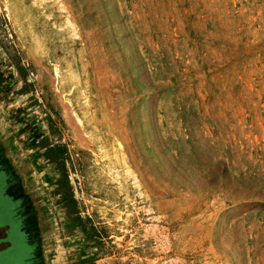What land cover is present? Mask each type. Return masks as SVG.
<instances>
[{
    "label": "rangeland",
    "instance_id": "1",
    "mask_svg": "<svg viewBox=\"0 0 264 264\" xmlns=\"http://www.w3.org/2000/svg\"><path fill=\"white\" fill-rule=\"evenodd\" d=\"M9 192L38 264H264V0H0Z\"/></svg>",
    "mask_w": 264,
    "mask_h": 264
},
{
    "label": "flooded vegetation",
    "instance_id": "2",
    "mask_svg": "<svg viewBox=\"0 0 264 264\" xmlns=\"http://www.w3.org/2000/svg\"><path fill=\"white\" fill-rule=\"evenodd\" d=\"M14 188L18 189L17 187ZM19 195V193L9 192L8 194L5 193L4 196L9 203L10 207L7 211H10V214L4 215L0 211V231H2L0 234V255L11 251L13 253L12 261L22 258L25 260L24 264H32V260H34V264H38L37 244L33 239L36 226L32 221L30 211L25 213L22 212L21 208V213H16L17 206L20 207V202L22 203V200L25 199L24 196L20 195L19 197Z\"/></svg>",
    "mask_w": 264,
    "mask_h": 264
}]
</instances>
